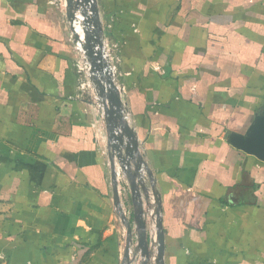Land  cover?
Returning a JSON list of instances; mask_svg holds the SVG:
<instances>
[{
  "label": "crops",
  "instance_id": "obj_1",
  "mask_svg": "<svg viewBox=\"0 0 264 264\" xmlns=\"http://www.w3.org/2000/svg\"><path fill=\"white\" fill-rule=\"evenodd\" d=\"M95 8L102 38L119 45L114 85L149 217L159 198L163 263L264 264V163L227 143L264 111V0ZM72 9L0 0V264H124L127 225L131 240L137 230L127 175L116 206L107 118L76 68Z\"/></svg>",
  "mask_w": 264,
  "mask_h": 264
},
{
  "label": "water",
  "instance_id": "obj_2",
  "mask_svg": "<svg viewBox=\"0 0 264 264\" xmlns=\"http://www.w3.org/2000/svg\"><path fill=\"white\" fill-rule=\"evenodd\" d=\"M73 3V9L72 14L70 16L69 24L71 20L74 17V12L79 4L80 0H71ZM83 3L88 2L89 0H82ZM95 19L94 23L96 25V36L98 37V42L100 43V40L102 39L101 36V26H100V20L98 17V14L96 12L95 8V0H93V4L91 7ZM91 37L86 36L87 46L88 49V56L91 59H94L89 47V40ZM93 61V60H92ZM94 85L97 88L98 91V97L102 100V105L104 107V114L107 118V130L109 134L108 138V147L110 151V162L113 165V158H116L118 162L129 165V159L136 155L138 153V144L136 142L135 136L133 132L129 129L127 126V121H124L123 113L121 111V104L119 95L117 93V89L114 85V82L107 81V84L109 87L105 91L104 87L101 85L99 81H93ZM117 120V122H115ZM227 143L233 147L234 149L243 152L244 154L253 156L258 161L264 163V111L260 114H257L251 125L248 127V129L242 133H229L227 136ZM114 166V165H113ZM114 170V167H113ZM141 170L139 169L138 173L141 175ZM115 174V172H114ZM129 174V170L127 171V175ZM142 176V175H141ZM115 178V177H114ZM144 191H147L146 188ZM143 191V192H144ZM148 192V191H147ZM114 193V199L116 201V204H118L119 197L116 189V184L113 190ZM130 193L132 197V201L137 207V214L135 216V221L137 223V230H138V245L141 248L142 254L144 255V263L148 264L149 258H150V250L147 240V233H146V224L143 218V211H142V205H141V199L139 198L138 189L136 186L135 181L131 184L130 187ZM153 201L156 204V209L154 211L155 214V226L157 228L156 233V241H157V253H156V262L158 264H164L163 263V256H164V234L162 230V221L159 218V198L155 192H151ZM145 198L147 196L145 195ZM122 219L125 220V218L122 216ZM127 231L129 236L127 237V247H126V258H128V251H129V243L131 238V227L129 224L127 225Z\"/></svg>",
  "mask_w": 264,
  "mask_h": 264
},
{
  "label": "built area",
  "instance_id": "obj_3",
  "mask_svg": "<svg viewBox=\"0 0 264 264\" xmlns=\"http://www.w3.org/2000/svg\"><path fill=\"white\" fill-rule=\"evenodd\" d=\"M92 4L93 0H89L86 3H83L82 0L79 1L74 17L70 22V33L74 49L79 55V62L76 65L78 73L92 81H99L106 91L109 87L107 81L114 82L116 77L119 62V45L109 43L103 38L100 43L98 42L94 23L95 15L91 9ZM86 36L91 37L89 47L94 59L88 56ZM101 102V98L98 97V106L104 111ZM123 119L124 121L128 120L125 115ZM113 160L115 177L117 180H121V177L127 175L129 166L118 162L116 158H113Z\"/></svg>",
  "mask_w": 264,
  "mask_h": 264
},
{
  "label": "rangeland",
  "instance_id": "obj_4",
  "mask_svg": "<svg viewBox=\"0 0 264 264\" xmlns=\"http://www.w3.org/2000/svg\"><path fill=\"white\" fill-rule=\"evenodd\" d=\"M125 181L124 177H121V180H116L115 183H117V186L119 188V192L122 194H119V201L118 204H116L118 211L123 212L122 210V205H121V199L125 198L124 193L129 190V188H123L122 183ZM155 214L152 217L147 216L145 218L146 220V233H147V240H148V245H149V250H150V258L148 261V264H158L156 262V253H157V241H156V233H157V228L155 226ZM133 228H137V223L135 221V224H133ZM136 230V229H135ZM138 230L133 234V241L130 239V247L128 251V261L124 264H143L144 263V255L142 254L141 248L138 245Z\"/></svg>",
  "mask_w": 264,
  "mask_h": 264
},
{
  "label": "trees",
  "instance_id": "obj_5",
  "mask_svg": "<svg viewBox=\"0 0 264 264\" xmlns=\"http://www.w3.org/2000/svg\"><path fill=\"white\" fill-rule=\"evenodd\" d=\"M115 122H117V120ZM143 163H144V158H143V156H142V154L140 152L137 153L136 155H134L133 157H131L129 159V165H130L129 174L127 175V178H126V179H128V182L130 184H132L135 181L137 189H140L142 192L146 188L145 185H144L145 184L144 183L145 177H142L138 173V171H139V169L142 168L141 166H142ZM143 193H144V195H147V198L144 197L145 198L144 206L145 207L147 206V211H146V208L141 204L142 205V211H143V218H144V221H145V224H146L145 218L148 216V209L149 208L151 209V206L148 207V205H146V202L148 201V198H149L148 197L149 193L147 191H144ZM154 208H157L155 203H154ZM136 210H137V207L135 205V207H133V212H134L133 218H135V216L137 214Z\"/></svg>",
  "mask_w": 264,
  "mask_h": 264
}]
</instances>
